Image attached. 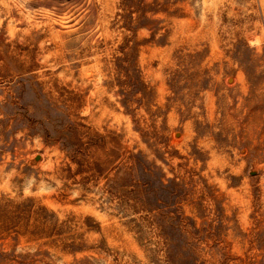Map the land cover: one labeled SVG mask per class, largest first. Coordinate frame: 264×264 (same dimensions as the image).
I'll list each match as a JSON object with an SVG mask.
<instances>
[{
    "label": "rangeland",
    "instance_id": "374dc122",
    "mask_svg": "<svg viewBox=\"0 0 264 264\" xmlns=\"http://www.w3.org/2000/svg\"><path fill=\"white\" fill-rule=\"evenodd\" d=\"M0 264H264V0H0Z\"/></svg>",
    "mask_w": 264,
    "mask_h": 264
}]
</instances>
